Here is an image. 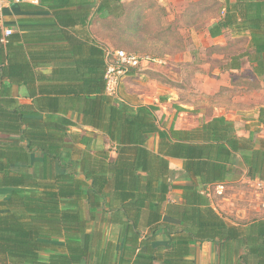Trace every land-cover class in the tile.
<instances>
[{
  "label": "trees",
  "instance_id": "trees-1",
  "mask_svg": "<svg viewBox=\"0 0 264 264\" xmlns=\"http://www.w3.org/2000/svg\"><path fill=\"white\" fill-rule=\"evenodd\" d=\"M53 1L57 21L66 27L83 26L99 17L111 27L125 18L130 22L124 26L127 31L141 21L137 14L142 11L130 17L131 9L123 0H97V8L94 0ZM224 28L246 31L250 40L246 49L232 52L222 69L249 64L254 80L263 77L264 0H225L224 15L209 31L216 36ZM13 33L6 42L1 34L2 47L13 40ZM160 35L167 36L168 31ZM80 43L70 38L64 48L74 53ZM94 44L88 46L90 58L87 68H82L86 72L81 84L68 89V94L73 104H81L83 123L107 135L117 155L106 149L92 153L94 137L89 134L78 139L88 152L75 158L78 137L72 136V144L65 142L67 128L62 132V123L19 120L20 115L10 121L14 131L20 129L18 140L27 144L9 147L16 151L0 150V187L12 188L7 198H0L1 264H180L193 242H212L219 264H264V219L229 224L193 181L199 177L204 186L225 181L229 166L236 163L247 167L250 179L264 180V138L257 144L251 137H239L223 117L203 124L198 135L196 130H177L174 125L167 128L156 116L157 105L132 109L106 93L108 51ZM231 47L212 52L232 51ZM149 133L159 136L155 152L145 146ZM36 148L45 153L42 163L32 170L12 169L16 161L30 163ZM168 157L183 159V177L193 181L191 185L173 184ZM173 188L183 190L182 202L169 200ZM104 222L123 227L119 245L109 237L104 240L100 227ZM159 233L167 236L168 247L152 246Z\"/></svg>",
  "mask_w": 264,
  "mask_h": 264
},
{
  "label": "crops",
  "instance_id": "crops-1",
  "mask_svg": "<svg viewBox=\"0 0 264 264\" xmlns=\"http://www.w3.org/2000/svg\"><path fill=\"white\" fill-rule=\"evenodd\" d=\"M94 1L97 8L98 1ZM150 1L123 0L127 4L128 10L131 9L130 17L136 14V10L142 11V13L137 14L140 20L144 13L146 16L150 15V18L156 17L153 14L156 11H151ZM154 1H157L160 9L165 12V18L172 11H175V14L170 16L176 17L175 15L179 11L182 12L189 7L187 13L191 15H196L202 11L206 12L209 10L207 5H211V3L213 8L217 7L218 17L212 19L211 26L208 28V37L213 41H219V48L232 46V51L221 52L223 62L227 61L236 49L242 51L248 46L250 35L246 31L238 32L224 28L218 35H211L210 28L218 23L224 15L225 0ZM196 1H204L206 4L199 8L200 4H195ZM235 1L231 0V2ZM56 5L53 0H38L37 2L24 0L13 3L6 10V25L13 28L14 37L5 48L0 43V68H5V73H3V69L0 70V150L5 152L16 151L14 146L27 144L26 141L18 140L20 129L14 131L10 125L12 120L26 118L62 123V132H65V128H67V135H64L65 142L72 144V136L78 137L74 141L75 158H82L88 152L86 145L78 139L89 134L94 137L90 147L92 153L99 149H106L110 150L111 156L115 157L117 155L115 144L103 132L83 123L85 117L81 104H73L71 95L68 94V89L77 83L78 85L81 84L82 72L84 74L86 72L82 68H87V61L90 58L88 46L95 42L94 46L100 47L101 51L104 49L108 51L104 35L101 36L100 31L98 33V27L99 29L103 27L105 20L99 17L92 22L87 21L83 26L66 27L57 21L55 16ZM195 6L199 9L195 10ZM62 7L65 6L62 5ZM193 8L194 12H192ZM144 19L148 20V18ZM126 22L125 18H120L117 28L123 27L124 33L135 34V28L129 27V30H125V27L130 25V22ZM153 23L156 24V21ZM1 34L3 36L0 30V36ZM227 34H230L231 38H227ZM70 38L81 42L77 52L73 53L71 49L64 48ZM170 38L164 36L160 41L165 42ZM241 40L246 41L240 43ZM212 51L210 56L216 55V52ZM102 57L103 53L101 54ZM222 67L223 64L215 67L207 75L212 84L200 87V90L197 89V92L201 91V94L198 97H192L190 100L184 93L185 89L180 86L169 89L165 85H155L149 89L148 84L145 85L140 82V85L138 84L139 81L131 79L135 75L132 71L123 80L126 79V83L130 80L131 84L134 81L137 82L127 89L123 88L120 95L118 96L117 93L115 97L118 96L119 101L128 104L132 109L141 105H157L159 109L156 111V116L165 123L167 128L174 125L177 130H196L194 133L198 135L203 133L201 129L203 124L215 118L223 117L233 124L236 135L245 138L251 137L258 144L259 140L264 138V123L260 121L261 118L264 119V111H262L264 108V76L258 77L255 85L253 82L248 85L247 75L252 76V68L249 64H245L241 69L229 70L222 69ZM17 115H20L18 119L16 118ZM93 131L96 132L95 135ZM158 140L159 136L156 133H149L145 146L155 152L158 148ZM196 140L199 139L196 138ZM13 144V148H9ZM64 153L66 152L64 151ZM44 154L43 150L36 148L30 153V163L16 161L12 164V169L30 168L32 170L35 165L42 163L45 158ZM238 157L240 158V155ZM168 159L173 184L185 186L191 185L194 181L200 192H207L212 200L213 208L231 225H246L250 220H253L244 219L247 214L245 211L239 216L241 220H231L220 213L214 201V197L220 195L226 186L241 183L258 185V179L249 178L248 169L244 164L236 163L231 169L229 166L225 181L204 186L199 177L191 182L183 177L185 173L183 159L176 157H168ZM11 191L12 188L0 187V198H7ZM168 197L170 201L182 202L183 190L173 188ZM164 218L169 221V217L166 215ZM255 218L264 219V216H256ZM97 221H101V214L98 215ZM172 222H176V220L173 219ZM94 224L93 221L90 222L91 229ZM100 227L104 231V240L109 237L114 243L120 244L123 239V227L120 224L104 222L101 223ZM147 231L148 229L144 232L147 233ZM168 242L167 236L164 233H159L152 241V246L155 249L166 248L169 246ZM220 261L217 247L212 242H193L190 244L188 254L180 261V264H219ZM155 264H162V262L157 261Z\"/></svg>",
  "mask_w": 264,
  "mask_h": 264
},
{
  "label": "rangeland",
  "instance_id": "rangeland-1",
  "mask_svg": "<svg viewBox=\"0 0 264 264\" xmlns=\"http://www.w3.org/2000/svg\"><path fill=\"white\" fill-rule=\"evenodd\" d=\"M149 4L151 11H156L153 13L156 17L150 18V15L146 16L144 13L140 23L135 26L139 30L135 34L124 33L123 27L117 28L118 24L107 27L105 23L100 29L98 27V33L101 32L100 35H104L108 51L113 52L122 48L140 54L158 56L167 61L166 65L162 66L142 65L140 68H134L132 73L135 75L131 79L139 81L138 84H148L149 89L155 85H165L169 89L180 86L185 89L184 93L189 100L192 97H198L201 91L197 92V89L200 90V87L212 84L207 75L215 67L224 63L220 51H215L216 55L210 56L212 50L221 49L218 47L219 41H213L208 37V28L211 26L212 19L218 17V8H213L208 4L209 10L206 12L202 11L191 15L187 13V10L190 9L188 6L189 8L185 7L184 11H179L175 15L176 17L170 16L175 14V11H172L165 18V12L160 9L157 1L151 0ZM195 4H200L199 8H202L206 3L196 1ZM194 8L195 10L199 9L196 6ZM194 8L192 12H194ZM144 18H148V20ZM154 21L156 24L153 23ZM131 28H134L132 24ZM162 30L168 31L167 36L171 37L168 41H160L164 37L160 35ZM227 38H231V35L227 34ZM247 76L251 78L252 82L254 81L255 85L257 82L255 80L258 79L254 80L250 75ZM137 81L133 83L135 84ZM251 81L247 80L248 85L251 84ZM122 82L121 88L118 89V96L123 88L127 89L133 84L130 80L126 83V79ZM214 201L220 213L231 220H241L239 216L244 211L247 213L244 219L264 216V186L260 187L251 183L229 185L222 189L220 195L214 197Z\"/></svg>",
  "mask_w": 264,
  "mask_h": 264
},
{
  "label": "built area",
  "instance_id": "built-area-1",
  "mask_svg": "<svg viewBox=\"0 0 264 264\" xmlns=\"http://www.w3.org/2000/svg\"><path fill=\"white\" fill-rule=\"evenodd\" d=\"M24 0H0V30L3 33V42L10 36L14 30L6 25V10L13 4ZM37 2L38 0H29ZM108 68L106 73V93L110 96H116L118 89L124 77H126L134 68H140L142 65L162 66L167 61L158 56L129 52L119 48L107 52ZM258 186H264V180L258 179ZM1 264V262H0Z\"/></svg>",
  "mask_w": 264,
  "mask_h": 264
}]
</instances>
